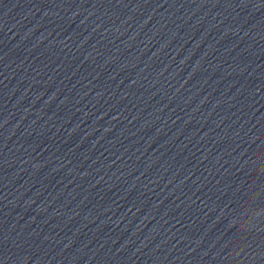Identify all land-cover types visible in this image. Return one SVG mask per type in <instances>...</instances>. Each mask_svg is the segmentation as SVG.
I'll return each instance as SVG.
<instances>
[{"label":"water","instance_id":"1","mask_svg":"<svg viewBox=\"0 0 264 264\" xmlns=\"http://www.w3.org/2000/svg\"><path fill=\"white\" fill-rule=\"evenodd\" d=\"M0 240L264 264V0H0Z\"/></svg>","mask_w":264,"mask_h":264}]
</instances>
